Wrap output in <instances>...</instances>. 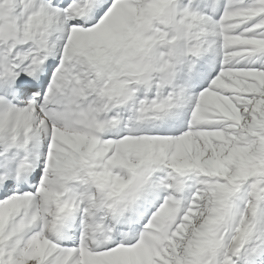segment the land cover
Here are the masks:
<instances>
[{
    "label": "snow or ice",
    "instance_id": "snow-or-ice-1",
    "mask_svg": "<svg viewBox=\"0 0 264 264\" xmlns=\"http://www.w3.org/2000/svg\"><path fill=\"white\" fill-rule=\"evenodd\" d=\"M0 264H264V0H0Z\"/></svg>",
    "mask_w": 264,
    "mask_h": 264
}]
</instances>
